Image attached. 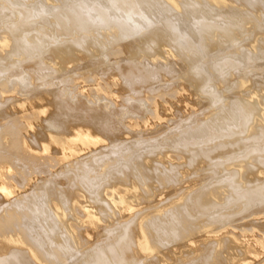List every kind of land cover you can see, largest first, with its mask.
I'll use <instances>...</instances> for the list:
<instances>
[{"label": "bare ground", "instance_id": "6f19581e", "mask_svg": "<svg viewBox=\"0 0 264 264\" xmlns=\"http://www.w3.org/2000/svg\"><path fill=\"white\" fill-rule=\"evenodd\" d=\"M0 264H264V0H0Z\"/></svg>", "mask_w": 264, "mask_h": 264}]
</instances>
